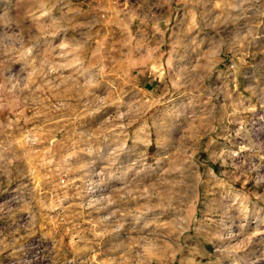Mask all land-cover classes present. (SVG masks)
Wrapping results in <instances>:
<instances>
[{"label":"rangeland","instance_id":"rangeland-1","mask_svg":"<svg viewBox=\"0 0 264 264\" xmlns=\"http://www.w3.org/2000/svg\"><path fill=\"white\" fill-rule=\"evenodd\" d=\"M0 264H264V0H0Z\"/></svg>","mask_w":264,"mask_h":264}]
</instances>
